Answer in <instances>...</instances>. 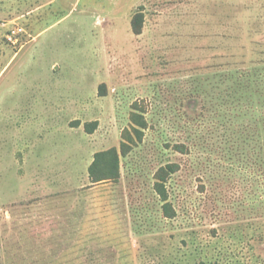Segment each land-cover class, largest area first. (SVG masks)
<instances>
[{
    "label": "rangeland",
    "instance_id": "rangeland-1",
    "mask_svg": "<svg viewBox=\"0 0 264 264\" xmlns=\"http://www.w3.org/2000/svg\"><path fill=\"white\" fill-rule=\"evenodd\" d=\"M254 67L264 0H0V264H264V170L222 113L261 103L226 78ZM124 136L120 181L93 184Z\"/></svg>",
    "mask_w": 264,
    "mask_h": 264
},
{
    "label": "trees",
    "instance_id": "trees-1",
    "mask_svg": "<svg viewBox=\"0 0 264 264\" xmlns=\"http://www.w3.org/2000/svg\"><path fill=\"white\" fill-rule=\"evenodd\" d=\"M145 16L142 10L137 11L132 20V29L135 35H141L143 32ZM254 63V62H253ZM239 80L252 87L253 85L261 90L262 98L261 103L252 106H245L242 100L234 98L232 102H224L222 105V113L224 123L231 128H237L241 133H244V141L252 140L253 152L255 154V166L264 170V67L257 69L254 67L249 72L241 73L240 76L235 74L226 75V78ZM228 79V78H227ZM105 84L100 87V95L105 96L103 89ZM253 96V94H252ZM230 98L231 96H226ZM225 97V98H226ZM252 97H250L251 99ZM232 99V97H231ZM138 110V109H136ZM142 114L144 112L141 111ZM134 113L133 120L140 129H137L139 140L142 142L144 131L149 128L148 121L145 116ZM239 120H237V119ZM246 118H251L247 124L240 121ZM227 119V120H226ZM98 124L95 123L92 129H87L89 134H93L97 130ZM246 133H249L246 136ZM246 136V137H245ZM175 150L181 154L187 153V147L184 144L175 145ZM133 146L128 142L126 137H123L120 150L112 148L107 151L98 152L95 154L94 161L89 167V176L93 184L101 183L103 181L118 182L121 179V158H126L133 151ZM180 170V165L170 163L161 167L154 175L153 192L158 197L159 202L162 204L163 216L166 219L173 220L177 217V210L170 200V191L168 183L173 175L177 174Z\"/></svg>",
    "mask_w": 264,
    "mask_h": 264
}]
</instances>
